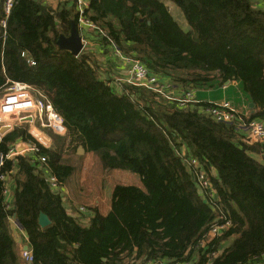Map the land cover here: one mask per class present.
I'll return each mask as SVG.
<instances>
[{
	"label": "trees",
	"instance_id": "16d2710c",
	"mask_svg": "<svg viewBox=\"0 0 264 264\" xmlns=\"http://www.w3.org/2000/svg\"><path fill=\"white\" fill-rule=\"evenodd\" d=\"M88 1L87 18L124 56L183 91L240 81L255 105L248 120L264 119V7L257 0ZM169 5L182 15L184 27ZM70 21L75 22L73 0L55 7L16 0L4 36L0 29V94L10 81L30 85L67 131L65 136L50 131L55 145L48 134L49 148L38 146L25 122L0 136V155L25 143L38 146L46 159L38 165L29 154L17 155L0 167L14 189L7 209L0 180V264H26L13 237L12 216L27 236L31 264H264V153L261 162L250 156L261 148L243 144L234 127L202 117L204 104L178 107L129 85L114 91L100 78L91 54L74 57L58 46L59 37L70 34ZM181 146L216 171L211 181L218 210L204 203L176 156ZM89 153L103 171L132 172L142 185L114 186L106 214L83 197L79 172ZM45 172L67 194L50 191ZM74 202L87 205L90 214L76 213ZM40 213L49 226H39ZM220 214L230 228L202 247Z\"/></svg>",
	"mask_w": 264,
	"mask_h": 264
},
{
	"label": "built area",
	"instance_id": "2783aa9c",
	"mask_svg": "<svg viewBox=\"0 0 264 264\" xmlns=\"http://www.w3.org/2000/svg\"><path fill=\"white\" fill-rule=\"evenodd\" d=\"M16 0H5L3 3L4 19L0 21V29L3 30V36L6 29V18L10 13V10ZM74 1V13L75 24L77 30L81 36V42L83 44L84 51L87 42L84 40L82 34L86 31L94 32L102 39H106L105 33L93 22L87 18V10L89 7L88 0H73ZM108 40V39H107ZM113 48V54L124 65V74L115 78L114 81H110L111 88L117 91L116 86L120 89L123 85H129L134 87L145 88L152 93L159 95L170 103H176L178 107H183L188 104H198L199 102L194 98V91H184L182 94H175L172 86L164 78L151 73L143 63L139 60L124 56L116 48L112 41H108ZM81 52V53H82ZM80 53V55H81ZM79 55V56H80ZM78 56V57H79ZM21 57L26 59L29 66H34V61L27 56L26 53H22ZM0 96V129L2 127H9L10 131L15 125L25 122L24 119L33 121L37 118L42 128L50 130L53 134L58 136H65L67 131L64 126L62 117L55 112L52 105L46 100L42 93L34 90L33 87L26 83L10 81L8 86L2 91ZM202 117L209 118L211 121L217 124H223L232 126L234 129L241 133V142L245 145H257L261 148V153L258 155L261 157L264 153V119L248 120L243 115L237 113L228 102L221 104H206L199 110ZM38 146L48 148V143L45 137H41L38 133H29ZM2 136V135H0ZM45 138V139H44ZM25 144V143H23ZM18 144L9 149L6 155H0V167L4 161L11 159L17 155L29 154L34 158L37 164L41 165L46 162L45 156L40 154L41 149L36 145L25 144V150L18 152ZM176 156L181 160L182 164L187 168L191 175L192 181L201 195L205 204L211 209L218 210V196L211 181V177L216 175V171L213 168L208 170L203 167V164L195 156L188 154L184 146L175 150ZM44 180L47 183L50 191L66 193L63 186H60L55 176L48 172H45ZM0 180L4 183L3 195L5 197V205L7 209L12 208L11 202V186L12 181L9 176L0 173ZM78 214H87L90 212L85 206H77ZM220 211V210H219ZM10 223L17 224L15 217H10ZM18 225V224H17ZM19 226V225H18ZM231 226L230 221L221 214L217 217V220L210 226L208 232L204 236L200 245L203 247L206 243L212 239L219 237L226 232ZM20 227V226H19ZM28 241V240H27ZM27 246V245H26ZM27 250L23 247L20 249V257L26 264L33 262V256L30 250V246ZM214 255V254H213ZM145 264H191L190 261L185 262H153L148 261Z\"/></svg>",
	"mask_w": 264,
	"mask_h": 264
},
{
	"label": "crops",
	"instance_id": "0c3cea01",
	"mask_svg": "<svg viewBox=\"0 0 264 264\" xmlns=\"http://www.w3.org/2000/svg\"><path fill=\"white\" fill-rule=\"evenodd\" d=\"M59 1L65 2L67 0H53V1L42 0V2H44L45 4L52 5L53 7H55L57 2ZM82 36L84 40L87 42V45L83 52L86 51L87 53L91 54L93 58L97 61V67L100 73V78L102 80H107L108 83L110 81L113 82L115 78H118V76H121L122 73L124 74L125 67L123 63H121L119 58L114 56L113 51H112L113 48L110 45V43L105 42L104 39L99 37L94 32L86 31L82 34ZM116 88H117V91L119 92L120 89L118 88V86H116ZM172 89L177 95L182 94L184 92L181 89H175L173 87ZM193 93H194L193 95H194L195 100L198 101L200 104H204V105L205 104H221L224 102H228L231 105V107L240 115H243L246 118H249L250 115L252 114L249 108V104L251 103V100L249 99L245 91L243 90V86L240 81H228V84L227 85L225 84L221 88H218L215 90H199V91H194ZM25 123L28 126L29 133L31 132L38 133L40 134L42 138L45 137L46 139L45 138L44 139L49 144L48 148L51 147L52 141L49 138V135L46 133L48 129L42 128L37 118H34L33 121H30V120L25 121ZM19 144L21 143H18V145ZM250 156L256 159L257 161L261 162V157L258 154L250 153ZM13 191H14L13 186H11V196H10L11 202H12V197H13ZM66 194H67V190H66ZM65 203H67V200ZM95 203L99 207V200H95L94 204ZM100 204H102V202H100ZM77 206H80V205H77ZM10 224H12L11 230L13 233L14 240L17 243L18 251L20 253L21 247L24 248V246L26 245L29 246V243L27 241V236L25 232L17 224L15 223H10Z\"/></svg>",
	"mask_w": 264,
	"mask_h": 264
},
{
	"label": "rangeland",
	"instance_id": "374dc122",
	"mask_svg": "<svg viewBox=\"0 0 264 264\" xmlns=\"http://www.w3.org/2000/svg\"><path fill=\"white\" fill-rule=\"evenodd\" d=\"M49 1H53V0H49ZM256 2L258 3L259 6L263 7L264 0H257ZM168 8L170 13L182 25L184 22L182 15L171 5H169ZM182 26L184 27L185 24H183ZM0 96H2V94H0ZM46 133L49 134L50 137L52 136L51 138H53V135L49 130H47ZM52 140L54 146L55 140L54 138ZM65 158L68 157L65 156ZM79 174H80L79 181L81 179L82 186L84 187L83 197L84 199H86L85 201H88L87 203L94 204L95 200H99V207L102 214H106L109 211L110 195L114 186L116 185H134L138 187L142 186L139 177L132 172L114 170L109 173L107 170L103 171L99 167V165H97L95 161V156L90 153L85 156V161L83 162V169L82 171L80 170ZM77 200L82 201L81 197L80 199ZM100 202H102V204H100ZM78 204L87 207V205H85L84 203L74 202L73 203L74 208L75 206L77 207Z\"/></svg>",
	"mask_w": 264,
	"mask_h": 264
},
{
	"label": "water",
	"instance_id": "95a60500",
	"mask_svg": "<svg viewBox=\"0 0 264 264\" xmlns=\"http://www.w3.org/2000/svg\"><path fill=\"white\" fill-rule=\"evenodd\" d=\"M57 44L61 49L69 51L70 54L73 55L74 57H78L80 55V53L83 50V44L81 42V36L77 30V27L74 21H70L69 36L68 37L60 36L57 41ZM225 84L227 85L228 82H226ZM254 107H255L254 103L251 102L249 104V108L251 112L254 111ZM24 121H29V120L24 119ZM8 130H9V127H2L0 129V135H4L6 132H8ZM23 150H25V145L21 143L17 146V151L21 152ZM83 153H84V149L82 147H78L77 154L83 155ZM38 224L41 228H44L50 225V221L45 214L40 213L38 217ZM28 248H29L28 246H24V250H27Z\"/></svg>",
	"mask_w": 264,
	"mask_h": 264
}]
</instances>
